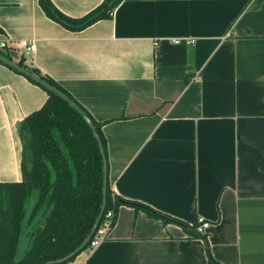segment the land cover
I'll return each instance as SVG.
<instances>
[{"label": "crops", "instance_id": "1", "mask_svg": "<svg viewBox=\"0 0 264 264\" xmlns=\"http://www.w3.org/2000/svg\"><path fill=\"white\" fill-rule=\"evenodd\" d=\"M39 1L0 0V42L102 125L113 195L211 224L122 205L66 264H264V0H123L80 31ZM51 1L81 19L105 0ZM47 99L0 64V183L22 181L19 126Z\"/></svg>", "mask_w": 264, "mask_h": 264}, {"label": "trees", "instance_id": "2", "mask_svg": "<svg viewBox=\"0 0 264 264\" xmlns=\"http://www.w3.org/2000/svg\"><path fill=\"white\" fill-rule=\"evenodd\" d=\"M122 1L105 0L81 19L65 16L51 0L39 3L51 19L69 30L80 31L100 20L111 19ZM262 1L257 0V3ZM0 53L12 59L11 50L0 48ZM24 61L21 57L19 65L26 67ZM0 64L8 67L1 61ZM29 70L68 95L50 77L36 69ZM26 78L44 89L48 99L19 126L22 181L0 183V264H45L68 256L89 237L103 204L104 161L91 128L65 100ZM82 109L94 123L107 159L102 125ZM107 190L106 210L100 224L106 214L113 211L114 227L118 208L122 205L171 223L149 207H138L137 203L127 201L122 203L113 195L109 184ZM184 226L206 240V236L197 234L194 227Z\"/></svg>", "mask_w": 264, "mask_h": 264}, {"label": "water", "instance_id": "3", "mask_svg": "<svg viewBox=\"0 0 264 264\" xmlns=\"http://www.w3.org/2000/svg\"><path fill=\"white\" fill-rule=\"evenodd\" d=\"M12 59H9L7 57H5L4 55H2L0 53V61L2 63H4L5 65H7L9 68H12L13 70L19 72L21 75L30 78L31 80H33L34 82H36L37 84L43 86L44 88H46L48 91H51L52 93L58 95L59 97H61L63 100H65L75 111L78 112L79 115H81V117L86 121V123L89 125V127L91 128L101 151L102 157H103V161H104V181H103V204L101 207V212L96 220V223L89 235V237L86 239V241L78 248L76 249L73 253L69 254L68 256L56 260V261H49L45 264H63L67 261H69L70 259H72L74 256L78 255L80 252L84 251L85 248L87 247V245L90 243L93 235L95 234L96 230L98 229L100 222L105 214V210H106V201H107V193H108V165H107V159L105 156V150H104V146L103 143L101 141L100 135L97 133L96 127L94 125V123L92 122V120L88 117V115L86 114V112L80 107L79 104H77L74 100H72L67 94H65L64 92L60 91L58 88L52 86L49 82H47L46 80L42 79L39 75L31 72L28 68L20 66L19 63L17 62L18 57L17 55H15L14 53H12ZM122 203L125 204V201H121ZM138 207H143L141 205H138ZM164 219L166 220H170L171 223H175L179 226H182L184 228H186V226H184V224L179 223L173 219H169L168 217H164Z\"/></svg>", "mask_w": 264, "mask_h": 264}, {"label": "built area", "instance_id": "4", "mask_svg": "<svg viewBox=\"0 0 264 264\" xmlns=\"http://www.w3.org/2000/svg\"><path fill=\"white\" fill-rule=\"evenodd\" d=\"M9 43L7 41L0 42V48L8 49ZM19 49L23 50L26 53H33L36 51L37 47L35 43L22 42L17 45ZM115 214L113 211H109L105 220L102 224L99 225L95 234L93 235L89 246L87 247V251L91 252L96 249L102 242H104L113 228ZM197 234L201 236H205L208 229L211 227V224L205 221L204 219H199L197 224L193 226Z\"/></svg>", "mask_w": 264, "mask_h": 264}]
</instances>
